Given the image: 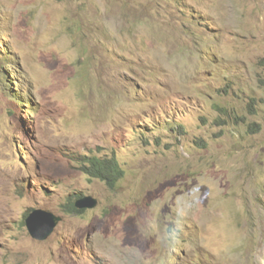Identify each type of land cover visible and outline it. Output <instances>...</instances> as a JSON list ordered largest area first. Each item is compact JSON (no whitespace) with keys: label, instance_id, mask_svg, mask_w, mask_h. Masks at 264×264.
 Instances as JSON below:
<instances>
[{"label":"rangeland","instance_id":"rangeland-1","mask_svg":"<svg viewBox=\"0 0 264 264\" xmlns=\"http://www.w3.org/2000/svg\"><path fill=\"white\" fill-rule=\"evenodd\" d=\"M0 264H264V0H0Z\"/></svg>","mask_w":264,"mask_h":264},{"label":"trees","instance_id":"trees-1","mask_svg":"<svg viewBox=\"0 0 264 264\" xmlns=\"http://www.w3.org/2000/svg\"><path fill=\"white\" fill-rule=\"evenodd\" d=\"M120 163L115 157L87 156L83 158L80 169L84 174L103 181L110 190H114L126 175ZM78 197L80 198L82 195ZM70 208V213L84 212L76 209L74 203H71Z\"/></svg>","mask_w":264,"mask_h":264},{"label":"water","instance_id":"water-1","mask_svg":"<svg viewBox=\"0 0 264 264\" xmlns=\"http://www.w3.org/2000/svg\"><path fill=\"white\" fill-rule=\"evenodd\" d=\"M98 204V200L92 196H87L76 201L75 205L79 209H92ZM61 220L60 217L44 210L33 211L26 219V225L31 235L39 240L47 239L54 228ZM44 234H40V232Z\"/></svg>","mask_w":264,"mask_h":264},{"label":"clouds","instance_id":"clouds-1","mask_svg":"<svg viewBox=\"0 0 264 264\" xmlns=\"http://www.w3.org/2000/svg\"><path fill=\"white\" fill-rule=\"evenodd\" d=\"M87 156H96V157H115V158H117V156H115V155H97V154H95V153H89V154H86V155H83V156H78L77 158H75L74 160L79 164V169H80V165H81V162H82V160H83V158L84 157H87ZM118 159V158H117ZM119 160V159H118ZM120 162V161H119ZM121 164V163H120ZM81 170V169H80ZM83 172V171H82ZM86 175V174H85ZM88 176V175H87ZM89 177V176H88ZM85 197H87V196H85ZM81 198H84V197H81ZM80 198V199H81ZM79 200V199H78ZM76 203V202H75ZM74 203V204H75ZM75 207H76V205H75ZM82 210V209H81Z\"/></svg>","mask_w":264,"mask_h":264}]
</instances>
